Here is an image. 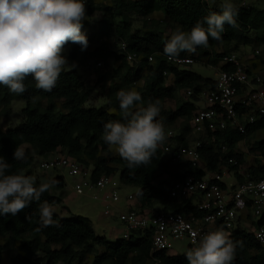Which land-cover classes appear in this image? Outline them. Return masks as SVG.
Wrapping results in <instances>:
<instances>
[{"label":"trees","instance_id":"16d2710c","mask_svg":"<svg viewBox=\"0 0 264 264\" xmlns=\"http://www.w3.org/2000/svg\"><path fill=\"white\" fill-rule=\"evenodd\" d=\"M234 7L237 9L234 17L236 26L226 24L221 33V40L209 37L208 46L198 47V52L193 53L191 57L202 60L213 53L214 59L210 62L215 65L222 57L229 55L216 53L214 50L217 48L234 44V50H237L239 45H250L253 42L262 46L264 54V9ZM86 8V14L92 16L99 7L95 0H86ZM214 11L219 12L220 8L213 4L211 6L204 0H120L112 11L111 20L101 21L98 34L105 37L115 34L120 41H125L130 52L143 56L137 64L129 63L126 55L120 51L98 47L91 52H85L80 45L69 42L65 47L71 49L72 60L80 58L82 63H108L109 60H114L120 63L111 72L100 75L99 81L104 84L97 96L105 99L106 105L103 107L86 106L93 89L76 70H63L51 92L37 89L31 76L24 81L26 91L23 94L11 93L7 87L0 85V118H9L12 115L13 102H27L26 108L22 110L23 120L20 126L16 129H2L0 126V156L11 165L6 174L24 173L38 157H49L63 150L81 165H93V181L120 170V180L123 184L139 187L137 198L142 208H151L158 203L164 212L181 211L183 203L169 196V187L174 181L188 175H199V172L189 164L181 166L163 159L164 142L159 145L149 164L130 169L127 161L120 155L113 157L112 147L102 139L103 126L110 120L123 121L116 96L121 89L136 90L140 93L142 101L137 102L133 110L147 107L149 101L158 99L161 116L166 123L172 124L182 118H192L197 110L196 103L200 101L199 93L204 89L213 88L215 81L193 73L190 69L179 70L169 66L166 59L160 55L154 65L148 64L146 58L152 54L164 53V46L173 32L172 24L190 32L198 21H202ZM155 14H162L168 20V36H165L164 32L156 33L152 30L149 18ZM134 16L145 20L143 31L146 33L141 30L134 34L131 32ZM115 19L120 22L117 23ZM184 56H189L188 52L181 53V57ZM257 64H252L254 69L258 67ZM165 72L168 75L165 76ZM168 77L174 79L170 86L166 85ZM107 81L110 85L105 84ZM142 81H145V85L137 87ZM189 89L195 92L190 98L191 101L180 104L172 112L162 110L166 100H174L180 91ZM36 98L47 100L48 106L44 109L39 105L34 106L32 101ZM57 101H63V111L59 110ZM263 130L264 117L250 126L246 135L229 129L218 135L214 143L204 144L202 156L208 169L218 171L228 164L227 160L231 157L244 164L245 155L237 151L238 145L244 138L249 140ZM184 136L181 134L176 141L188 145ZM27 145L33 154L28 156V152H25L23 161L14 160L15 149ZM222 146L226 147L225 151ZM250 149L252 153L264 156V139L255 141ZM258 164L257 160L250 161L248 171L254 175L262 173ZM230 168L237 169L233 166ZM161 169L166 178L156 183L157 174ZM237 176L240 181L244 180L239 173ZM52 180H55L56 184L42 194L41 201L47 200L56 206L63 203L67 185L63 177L58 176ZM40 183L36 182V186ZM53 219L57 226H41L37 202H32L16 216L0 215V264H3L4 255L2 239L8 244L20 242V253L10 258V264H153L150 255L153 245L150 232L131 231L129 239L111 241L96 233L88 217H66L54 211ZM263 224L264 218L259 221V225ZM230 238L234 242H243L242 245H237L232 264H264V248L255 240L253 234L236 230ZM157 256L160 264H188L186 255L176 256L162 251L157 253Z\"/></svg>","mask_w":264,"mask_h":264},{"label":"built area","instance_id":"2783aa9c","mask_svg":"<svg viewBox=\"0 0 264 264\" xmlns=\"http://www.w3.org/2000/svg\"><path fill=\"white\" fill-rule=\"evenodd\" d=\"M204 1L208 3V0ZM84 3L86 5V0ZM119 51L126 55L129 63L137 64L143 59L142 55L130 52L123 40L120 41ZM259 54L260 51L256 50V57ZM159 55L166 59L169 66L179 70H188L197 61L205 60L217 72L215 86L199 93L200 101L205 106L197 107L191 119L192 131L197 138L192 139L189 144L187 135L184 136V140L188 142V145H184L176 141L180 133L168 130L162 145L163 153L167 155L165 160L181 166L189 164L199 172V175H188L174 181L169 187V196L183 203L181 211L164 212L162 208L155 210L153 207L137 209L131 206L135 200L133 195L125 198L129 209L119 211L114 205L120 202L121 196L119 185L113 180V176L104 175L93 181L92 172L82 168L76 159L68 155L56 152L41 162V168L45 171L65 169L70 177H80L81 180L74 186L78 195L85 194L86 189L103 192L102 196L94 194L93 199L104 205L106 216L114 214L112 209L116 210V215L118 214L117 217L126 231L123 239H129L131 231L150 232L153 242L150 255L153 264H160L157 253H171L172 241H188L190 249L193 247V232L197 233L198 240L203 234L220 227L229 236L236 230H245L253 234L255 240L264 248V224L259 225V221L264 218V190L256 187L264 180V156L251 152L247 138L240 142L239 145L244 148L242 153L249 155L250 161H259L258 168L262 170L259 175L251 174L248 167L233 157L218 171H210L202 156L204 144L214 143L218 135L229 129L246 135L248 128L264 117V75L259 68L254 69L252 64L243 62L236 54L222 57L215 65L210 62L214 59L213 53L202 60L184 56L181 57V62L170 59L164 53L152 54L146 58V62L154 65ZM95 66L101 68L103 63L96 62ZM164 75L168 74L165 72ZM194 93L191 89L187 90L189 98ZM222 149L225 151L226 147L222 146ZM230 166L237 169L232 170ZM237 173L244 180L240 181ZM228 176L235 177V185L229 187L224 182V177ZM253 217L259 218L258 222ZM179 220L185 224L183 229L179 228ZM249 221L250 224L245 223ZM250 226H256V230L249 229Z\"/></svg>","mask_w":264,"mask_h":264},{"label":"clouds","instance_id":"9594fccd","mask_svg":"<svg viewBox=\"0 0 264 264\" xmlns=\"http://www.w3.org/2000/svg\"><path fill=\"white\" fill-rule=\"evenodd\" d=\"M236 14L231 0H224L219 12H211L190 32L177 27L164 46V54L181 62V53H195L198 47H207L209 37L221 40L226 24L236 26ZM85 19L84 0H0V85L11 93L23 94L24 81L31 76L37 89L51 92L65 66L76 67L69 65L65 46L69 42L80 45L82 50L89 46L88 37L82 32ZM116 96L123 121L105 123L102 139L110 148H116L130 169L146 166L165 140L164 124L157 119L160 101H149L147 107L133 110L142 101L138 91L121 89ZM13 158L23 161L24 150L17 147ZM10 167L0 156V215L16 216L37 202L41 226H57L53 219L54 205L41 201L42 194L56 181L41 182L37 187L34 175L6 174ZM256 187L264 190V180ZM178 225L180 229L185 227L182 220ZM192 236L193 247L185 254L188 264H232L237 245L243 243L234 242L223 227L203 234L198 240L197 233Z\"/></svg>","mask_w":264,"mask_h":264},{"label":"rangeland","instance_id":"374dc122","mask_svg":"<svg viewBox=\"0 0 264 264\" xmlns=\"http://www.w3.org/2000/svg\"><path fill=\"white\" fill-rule=\"evenodd\" d=\"M128 1H135V0H128ZM96 5L99 7L98 10L92 15L88 16L86 14V19L82 22L83 23V33H85L89 40V46L86 50H83L85 52H91L94 49L98 47L107 48L110 51L118 52L120 50V40L115 34H112L110 37L100 36V26L101 21H109L111 20L112 11L115 10L118 3H120V0H95ZM224 2V0H208L209 5L212 6H218L220 8V5ZM234 6H246V7H254L257 9H264V0H231ZM245 3V5H243ZM87 11V8H86ZM151 26L153 27V31L156 33L158 32H164L165 36H168L169 28L167 27L168 20L166 17L162 14H155L152 15L150 18ZM117 23L120 22L119 19H115ZM133 26L131 28V32L134 34L137 30H141L142 33H146L143 31V25L145 20L139 17L134 16L133 19ZM150 25V24H149ZM173 31L180 27L179 25H173ZM181 28V27H180ZM168 29V30H167ZM181 30L188 32L187 30L181 28ZM151 31V30H149ZM253 35V34H252ZM237 50H234V44H230L227 47H219L216 50H214L216 53H228V54H236L240 57V59L247 63V64H254L255 62L258 63V67L260 69V72L264 75V54L262 52V46L257 43L253 42L250 45H239ZM256 50L260 51V54L255 55ZM71 49L69 47H65L64 55L67 58L69 65L75 64L76 67L70 69L69 67L65 66L64 70L66 71H72L76 70L79 73L82 74L84 80L89 84V87L93 89L91 96L89 98V101L87 102L86 106L88 107H103L106 105V101L103 97L97 96V93H101V89L103 87L104 83H100L99 78L100 75L104 73H109L113 69L117 68L120 63L116 62L114 60H109L108 63L103 62V67L97 68L95 66L96 62H87L82 63L80 58L78 60H72L70 57ZM198 52L197 50L195 51ZM189 56L193 55V53H188ZM194 58V57H193ZM257 67V68H258ZM190 71L193 73H196L204 78L213 79L215 80L217 77V72L211 67V65H208L207 62L204 61H197L193 66L190 67ZM173 77H168L166 85L170 86L173 84ZM106 85H110L109 81L105 83ZM145 85V81L140 82L137 87H142ZM191 101V99L187 95V91L183 90L180 91L174 100H166L164 102L162 110L166 112H172L175 111L176 108L185 102ZM58 108L60 111H63L62 103L63 101H57ZM32 104L34 106L39 105L43 109L48 106V101L40 98H36L32 101ZM197 107L203 108L205 106V103L203 101H200L196 103ZM27 102L25 101H15L12 103V115L9 118L2 117L0 118V126L2 129L7 128H14L16 129L18 126L21 125L23 116H22V110L26 108ZM158 120H161L164 124L165 129V135L168 130H173L176 133L187 135L188 142L190 144V141L192 139H196L197 136L192 131L191 126V119L192 118H182L177 120L175 123L168 124L164 119H162L161 111L160 115L157 117ZM264 139V130L258 132L256 135L251 137L249 139V146L257 141V140H263ZM22 149L24 152H28V156L33 154L32 149L30 146H23ZM243 146L238 145L237 151L242 152ZM112 153L113 157H118V151L115 147H112ZM58 154L60 155H67L65 151L59 150ZM48 157H38L34 163L28 168L27 171H25L23 174H27L28 172L31 173V175H34L36 177V182H49L55 177H63L66 181V189H65V198L63 203L60 205H56L55 212L58 214H62L66 217H77V216H84L88 217L93 225V228L95 229L96 233L101 236H105L111 241H116L118 239L123 238V234L126 233L125 227L122 225L120 220L118 219V214L116 215V210L112 209L114 214L110 216H106L104 214V205L99 202L95 201L93 199L94 194H98L99 196L103 195V192H98L95 189H86L85 194L78 195L75 192L74 186L75 183L80 181L81 178H73L70 177L68 174V171L65 169H59V170H48L45 171L41 168V162ZM167 155H163V159H166ZM250 156L245 153V163L244 166L248 167L250 163ZM84 169H89V171L93 170V165H90L89 167L86 165H81ZM114 167H118V165L113 164ZM121 172L120 170L115 172L113 176V180L118 183L119 193L121 196V200L119 203H116L114 206L119 211H126L129 209V205L126 202L125 198L133 195L135 197V200L132 202L131 206L137 209H141L142 206L138 201L137 193L139 190L138 186L135 185H125L120 180ZM166 178V174L161 169L159 170L157 174V181H162ZM224 182L230 187L236 184V179L234 176H228L224 177ZM158 204V203H156ZM154 205L155 210H161L160 205ZM257 217H253V220L255 222H258ZM251 221L245 222L246 224H250ZM247 227V226H245ZM249 229H255L256 226L252 227L250 226ZM2 245H4V255H3V264H10V258L19 254V244L20 242L8 244L5 240H1ZM189 250L188 248V241H172V249L171 252L174 255H185L186 252Z\"/></svg>","mask_w":264,"mask_h":264}]
</instances>
